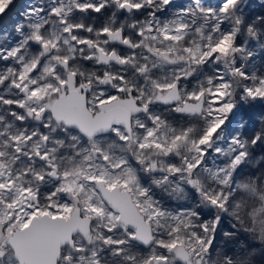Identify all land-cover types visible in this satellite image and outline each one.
I'll return each instance as SVG.
<instances>
[{"label":"snow or ice","instance_id":"obj_1","mask_svg":"<svg viewBox=\"0 0 264 264\" xmlns=\"http://www.w3.org/2000/svg\"><path fill=\"white\" fill-rule=\"evenodd\" d=\"M0 264H264V0H0Z\"/></svg>","mask_w":264,"mask_h":264}]
</instances>
